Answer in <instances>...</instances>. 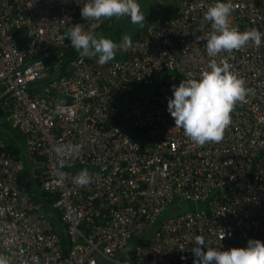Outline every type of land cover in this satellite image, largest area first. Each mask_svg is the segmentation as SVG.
I'll use <instances>...</instances> for the list:
<instances>
[{
    "label": "built area",
    "instance_id": "2783aa9c",
    "mask_svg": "<svg viewBox=\"0 0 264 264\" xmlns=\"http://www.w3.org/2000/svg\"><path fill=\"white\" fill-rule=\"evenodd\" d=\"M83 2L0 0V111L24 139L15 152L0 136V254L10 264H193L197 235L221 250L264 242V37L215 57L228 59L247 95L222 141L198 146L167 105L172 85L209 70L196 37L212 31L205 12L215 0L178 1L175 16L140 29L104 71L80 55L60 74L48 57L71 45ZM231 3L233 27L264 33V0ZM136 83L150 90L126 96ZM22 151L44 157L40 189L56 196L66 246L28 190ZM81 170L92 177L86 186L73 183ZM184 201L203 206L183 210ZM167 208L177 212L159 219ZM120 249L130 256L115 258Z\"/></svg>",
    "mask_w": 264,
    "mask_h": 264
},
{
    "label": "clouds",
    "instance_id": "9594fccd",
    "mask_svg": "<svg viewBox=\"0 0 264 264\" xmlns=\"http://www.w3.org/2000/svg\"><path fill=\"white\" fill-rule=\"evenodd\" d=\"M80 2L75 0L77 4ZM232 12L231 0H215L207 8L205 19L211 22L212 31L197 36L196 40L206 41L207 54L212 58L209 70L203 71L199 79L189 73L178 86L172 85L173 95L168 98L167 108L174 126L183 129L185 136L198 146L222 141L231 124L235 105L244 101L247 95L244 80L230 70L228 59L218 61L215 57L222 52L240 50L249 43L259 47L264 37V33L255 28L241 32L233 27L230 21ZM80 15L97 24L125 16L141 28L145 22L138 0H84ZM92 27L76 23L67 29V39L81 56L97 57L98 64L107 65L116 57L117 51H126L132 46L130 35H124L121 42L116 43L103 35L98 36ZM91 180L87 170H81L73 177L77 186H86ZM192 241L193 264H264V242L259 239H249L246 246L227 250L211 247L202 235L195 236ZM0 264H10L3 254H0Z\"/></svg>",
    "mask_w": 264,
    "mask_h": 264
},
{
    "label": "trees",
    "instance_id": "16d2710c",
    "mask_svg": "<svg viewBox=\"0 0 264 264\" xmlns=\"http://www.w3.org/2000/svg\"><path fill=\"white\" fill-rule=\"evenodd\" d=\"M80 24V23H79ZM81 24L87 26L86 21L82 22ZM89 25H92V30L95 31L94 29H97V27H100V23L97 24H93V21H90V23H88ZM110 32V34H109ZM98 36L101 35L102 33H105L108 36H104L106 38L112 39L114 42L119 43V34L120 31L116 28H114L113 26L111 27H107V25L105 23H102V27H101V31L95 32ZM60 50V49H59ZM53 52L49 57H48V64L50 65V67L53 69V71L57 72L60 74H63L67 71L68 68V63L69 60L71 58L80 56V54L76 51V49L74 48H67L66 51L62 52L61 54L57 55L58 51ZM85 58L92 60L93 62L97 63V57H91V56H84ZM115 58H119V53L117 51L116 57ZM58 61L59 65H55L54 63ZM104 71L105 66L106 65H100L98 64ZM154 88V87H153ZM121 93H117L115 94V101L120 102L122 101V99H124L123 96V92L124 91H120ZM8 130L10 133L7 135V137L5 138L4 136V131ZM0 136L2 137V139L5 142V146L7 149H10L12 151H20L22 149H24V139L22 134L16 129L10 126L9 121L7 119H5V113L0 111ZM142 137V136H141ZM143 141H145V139L141 138ZM32 156L29 160L31 162H36L38 164L37 167L34 168V166L32 167V165H30L28 158L27 161L25 163V165H27V167H31L34 168L32 169V172L29 171L30 173V178H32L29 183H28V190L31 193L32 198H34L35 200L41 201L42 202V206L44 207V202L47 204L48 206V210H50L51 214H47V216L52 220L53 216L52 214H57V212H55V210H53L50 207V203L52 200L55 199V195L46 191H43L40 189V177H39V172L41 169V166L44 163V157L42 156H37V155H30ZM39 197H41L42 199H39ZM44 210V208H43ZM46 213V212H45ZM61 237H62V241L63 244L66 246L67 244V239H66V235L64 233H60Z\"/></svg>",
    "mask_w": 264,
    "mask_h": 264
},
{
    "label": "crops",
    "instance_id": "0c3cea01",
    "mask_svg": "<svg viewBox=\"0 0 264 264\" xmlns=\"http://www.w3.org/2000/svg\"><path fill=\"white\" fill-rule=\"evenodd\" d=\"M178 1H180V0H138V3L140 4L141 11L145 15V22H144V25H143L142 28L146 27L147 25H149V24H151V23H153L155 21L161 20L164 17L175 16L176 13H177V4H178ZM123 18H127V19L130 20L129 17H126L125 16V17H122V18H119V19L113 17L112 19H107V20H105L103 22V23H105L107 25V27H111V26H113V27L116 26L117 27V29L120 31V34H119V38H120L119 43L121 42V39L123 37L121 35L122 34L121 33L122 32L121 31L122 25H120L121 20ZM80 23H82V22H80ZM100 24H101L100 27L98 26L97 29H94L95 30L94 32L101 31L102 23H100ZM142 28L140 26H137L128 35H130L131 38H132V40H133L134 37L136 36L137 32L140 29H142ZM118 53H119V57L120 58H122V57H124L126 55V51H118ZM20 156H21V158L24 161L23 174L29 178V176H30L29 171L32 172V169H34L35 167H37L38 164L36 162H31L29 159L32 156H30L29 154H26L24 151H22L20 153ZM27 158L29 160V162H27V163H30V165H32V167L34 166V168L27 167V165H25V163L27 161ZM30 179H32V178H30ZM52 216H53V219L52 220L48 216L47 217H48L50 223L52 224V226L54 227V229H56L59 233L62 232V233L65 234L64 225L61 222L59 213L57 212V214H52ZM124 251H125V253L128 252L126 249H124Z\"/></svg>",
    "mask_w": 264,
    "mask_h": 264
},
{
    "label": "rangeland",
    "instance_id": "374dc122",
    "mask_svg": "<svg viewBox=\"0 0 264 264\" xmlns=\"http://www.w3.org/2000/svg\"><path fill=\"white\" fill-rule=\"evenodd\" d=\"M86 23L88 24V23H90V21H86ZM95 23L96 22L93 21V24H95ZM120 25H122V29H121V31H122L121 32L122 33L121 35L122 36L130 34L134 30V28L138 26V25H133L131 23V21L129 19H127V18H123L121 20ZM114 28H116V26ZM109 34H110V32H109ZM101 35L108 36L105 33H102ZM69 48H72V46L70 45ZM5 89H6L5 88V85L0 82V93H3L5 91ZM148 90H150V85H146V84H142V83H136V84L131 85V89L126 92V96L129 93H133L134 94V93H140V92H144V91H148ZM124 124H125V126L128 128V130L131 132V134L133 136H141L139 130L134 127V125L132 124V122L130 121V119H126ZM9 133L10 132L8 130L4 131L3 134H4L5 138L7 137V135ZM39 199H42V198L39 197ZM200 206H203V202L189 203V202L184 201L182 203V209L183 210H189V209H193V208L200 207ZM43 208H44V212H46V215L47 214L48 215L51 214L50 213V210H48V206H47V204L45 202H44V207ZM175 212H177V209H175V208L174 209L167 208L165 211H163L159 215L158 218L160 219L162 217H166V216L172 215ZM114 256L117 259H123V258H125L127 256H130V255L127 254V253H125L124 249H120V250H117L115 252V255ZM97 264H120V263H118L117 261H111L109 259H106V258L100 256V257L97 258Z\"/></svg>",
    "mask_w": 264,
    "mask_h": 264
}]
</instances>
